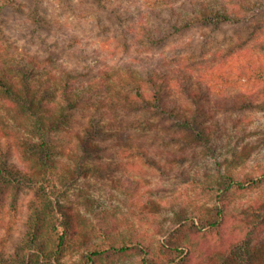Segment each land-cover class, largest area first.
I'll use <instances>...</instances> for the list:
<instances>
[{
	"label": "trees",
	"instance_id": "1",
	"mask_svg": "<svg viewBox=\"0 0 264 264\" xmlns=\"http://www.w3.org/2000/svg\"><path fill=\"white\" fill-rule=\"evenodd\" d=\"M95 2L96 11L109 13L116 26L114 37L124 41L130 58L114 62L105 57L71 67L69 63L57 66L25 46L10 51L4 24L5 7L12 2L0 3V193L6 191L12 201L23 186H31L38 194L21 242L16 243L10 227L2 223L0 264H64L62 258L71 249L81 251L82 264H116L127 259H136L137 264H263L264 189L238 215L239 221L224 225L233 187L242 189L248 183L232 166L243 162L251 151L228 148L221 141L228 131L222 114L255 108L260 91L217 93L215 87L226 78L225 73H249L264 80V39L257 38L244 52L242 46L214 52L207 59L218 61L216 65L202 63L193 53L156 55L155 50L196 26L246 22L263 32L264 0ZM28 6L17 5L38 27L48 23L42 0ZM237 53L231 61L229 56ZM222 67L223 71L212 72ZM133 117L143 129L139 139L124 146L130 154L148 155L153 150L162 155L167 148L149 145L144 137L163 134L179 142L185 134L216 161L220 175L209 186L223 193L226 205L218 207L217 217L214 208L203 227L182 220L172 236L154 243L125 229L118 219H110L105 210L93 207L99 218L94 222L60 200L72 178L77 181L90 170L105 168L99 160L113 150L108 146L111 137L117 138L125 119ZM237 125L234 134L241 131ZM176 128L179 134L182 131L180 137ZM230 149L233 158H226L229 165L222 172L224 161L219 158ZM64 155L73 161L66 163ZM62 168L70 176L65 177ZM124 180L116 178L115 185L125 184Z\"/></svg>",
	"mask_w": 264,
	"mask_h": 264
},
{
	"label": "rangeland",
	"instance_id": "2",
	"mask_svg": "<svg viewBox=\"0 0 264 264\" xmlns=\"http://www.w3.org/2000/svg\"><path fill=\"white\" fill-rule=\"evenodd\" d=\"M5 1L0 0V3ZM9 1L12 3L5 7L7 23L4 24V35L10 51L25 46L33 52L38 51L44 60L51 59L57 66L69 63L71 67L94 63L105 57L116 62L132 55L124 51V41L114 37L116 26L107 10L94 9L98 7L95 0H42L47 10L44 15L48 19L43 27L35 25L17 7L25 5V9L29 8L28 5H33L35 0ZM257 38H260L259 41L264 39V31L258 32L246 22L223 23L217 27L196 26L169 39L155 51L156 55L193 53L202 63L213 65L218 61L207 58L213 57L214 52L241 46L244 52L246 47L255 45ZM239 53L231 54V61ZM203 57L206 59L202 60ZM223 70L224 67L216 68L212 72ZM225 75L226 78L215 87V92H238L254 88L260 91L261 98L253 109H232L221 116L228 128L221 141L228 148L238 146L251 151L243 162L232 166L233 172L248 183L242 189L233 187L235 194L226 201H231L229 207L226 208L223 193L209 186L220 175L218 164L203 153L202 146L193 144V140L185 134L179 142L169 140L163 134V137L154 136L155 139L144 137L149 145L166 147L162 155H157L153 150L148 155L135 151L130 154L124 146L132 145L139 139L138 132L143 129V124H139L134 117L125 119L117 133L119 140L115 136L111 137L108 146L113 150L110 154L104 153V159L99 160L103 161L105 168L90 170L79 176L77 181L72 178L66 194L60 200L72 208L76 207L94 222H98L99 218L93 207L105 210L110 219H118L125 229L154 243L172 236L173 229L180 226L182 220L203 227L214 208L213 215L218 216L216 213L220 206L227 211L225 226L239 221L238 215L246 212L245 208L264 189V80L243 72ZM182 98L185 100V97ZM235 124L241 127L239 134L233 132ZM176 131L179 134L177 128ZM181 134L182 131L179 137ZM169 151L173 154L172 158L168 157ZM231 151L228 150L226 155L219 158L224 161L220 167L222 172L229 165L226 158H233ZM63 159L66 163L73 161L67 155ZM61 170L65 177L70 176L67 169ZM119 177L125 179L126 183L121 181L122 184L116 186L114 180ZM59 185H63L61 181ZM6 195V191L0 193V234L4 235L2 223H5L6 228L10 227L15 242L19 243L27 227L30 206L38 194L35 187L23 186L12 201ZM243 228L246 231L248 227L245 224ZM11 248L12 244L9 246ZM81 259V251L71 249L65 253L62 262L82 264ZM116 264H137V260L127 259Z\"/></svg>",
	"mask_w": 264,
	"mask_h": 264
}]
</instances>
